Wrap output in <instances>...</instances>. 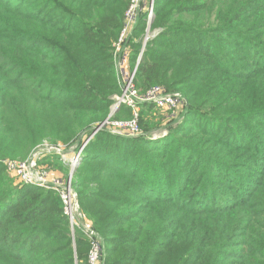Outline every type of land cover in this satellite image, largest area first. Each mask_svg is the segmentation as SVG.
I'll list each match as a JSON object with an SVG mask.
<instances>
[{
    "label": "trees",
    "instance_id": "obj_1",
    "mask_svg": "<svg viewBox=\"0 0 264 264\" xmlns=\"http://www.w3.org/2000/svg\"><path fill=\"white\" fill-rule=\"evenodd\" d=\"M130 4L0 0V264H89L79 218L52 190L14 186L4 161L79 150L105 122ZM145 10L121 50L140 95L183 94V119L142 104L143 135L103 129L85 146L73 189L99 264H264V0H155L149 24ZM148 25L161 32L144 46ZM157 117L170 130L154 143ZM62 154L39 162L67 169Z\"/></svg>",
    "mask_w": 264,
    "mask_h": 264
},
{
    "label": "built area",
    "instance_id": "obj_2",
    "mask_svg": "<svg viewBox=\"0 0 264 264\" xmlns=\"http://www.w3.org/2000/svg\"><path fill=\"white\" fill-rule=\"evenodd\" d=\"M138 3L139 0H132V3L130 4V7L128 9L129 11L127 13V17L129 18V21H132L133 17L135 16V11ZM145 11H147L148 13L147 20L149 24L154 17V4H151L148 8H146ZM130 26L131 23L127 22L122 32L119 43L117 44L116 54L117 52L118 53L120 52L121 44L126 38V35L129 33ZM158 34L159 32L147 36L145 39L144 46H146L148 40L155 38ZM142 54L143 51L141 52L140 57H142ZM125 61H126V57H124L122 64H125ZM117 68L118 65L116 66V69ZM127 72L128 71L126 70L123 73V70H121L122 76L120 80L123 82L122 93L121 95L113 99V104H112L113 107L111 114L116 113L122 107H126L131 110L133 117L128 121L125 120L110 121V119H107L105 122L100 124L99 129L111 128V133L114 135L127 132L125 129H129L127 133L130 137H138L141 135V129L139 127V113L142 104H152L155 105L157 108L167 109L168 113H170L171 116H175V114L183 107L184 100L182 99V97H180L178 94L167 92L166 89L161 86H155L145 94L140 95L134 85V78L136 76L137 67L134 69L132 74ZM88 142L89 141H86V143L83 145V147L79 152H75L73 155H71L70 160L67 159L66 156H63L62 159L68 160V163L70 165H76L78 161L81 160L82 152L84 151V148L88 144ZM43 146L45 145H40L32 153L34 155V158L33 160H31V162L27 160L21 163H16L14 161L8 160V161H4V163L8 171L13 176L21 178L25 184L48 189V190L58 191L61 195L63 204L65 206V213L69 217L72 227H74V225H76V217H77L76 213H78V199L76 198L77 195L72 191L69 184L66 185L67 187H63L66 189V192H60L61 191L60 186H57L56 184L49 181L48 180L49 178L48 179L45 178V176L47 177V175H50L52 173L47 174L46 172L43 175L39 174V170L37 169L38 162L42 160L45 155L50 154L51 150L57 153L59 152L57 149L56 151L55 149L45 150ZM68 163L66 162V164ZM72 193L76 195V197L73 196ZM84 232L87 234V236L92 242V250L89 256V264H99L100 261L99 242L95 238V235L90 227L84 226Z\"/></svg>",
    "mask_w": 264,
    "mask_h": 264
},
{
    "label": "rangeland",
    "instance_id": "obj_3",
    "mask_svg": "<svg viewBox=\"0 0 264 264\" xmlns=\"http://www.w3.org/2000/svg\"><path fill=\"white\" fill-rule=\"evenodd\" d=\"M130 2L132 3V0H130ZM151 4H154L155 5V0H139V3H138V5H137V7H136V11H135V16L133 17V19H132V21H129V18L127 17V13H128V11L129 10H127L126 11V14H125V23H127V22H130L131 23V26H130V29H129V33L126 35V37L131 33V31H132V29L135 27V24H136V17H137V15H138V13L141 11V10H145L146 8H148ZM32 7L34 8V11H37V10H39V8H38V6H37V4L36 3H34V4H32ZM42 13V12H41ZM151 25V24H150ZM126 26V25H125ZM124 30V29H123ZM123 32V31H122ZM160 33L161 32V30L160 29H153V31L151 30V26H149L148 25V28H147V31H146V36H150L151 34H155V33ZM121 35H122V33H121ZM121 37V36H120ZM144 50H145V48H143L142 49V51H143V53H144ZM120 52H121V54H120ZM120 52L118 53V54H115V64H116V66L118 65V68L116 69V72H117V77H118V75H119V78H118V84L120 85V89H121V91L119 92V93H117V94H115V95H113L112 96V101H113V99L115 98V97H117V96H119V95H121V93H122V86H123V82L120 80L121 79V70H123V73H124V71H128L130 74H132L131 72H130V69H129V65H128V60H127V53L126 52H124L123 51V49L122 50H120ZM123 53H125V54H123ZM124 57H126V61H125V64H122L123 62V59H124ZM121 68V69H120ZM127 72V73H128ZM135 79V78H134ZM120 82V83H119ZM134 85H135V83H134ZM173 94H178L180 97H182V99L184 98L183 97V94L180 92V91H178V92H175V93H173ZM184 100V99H183ZM185 102V101H184ZM185 104V103H184ZM112 107H113V105L111 106V108H110V113H109V116H108V118L107 119H110V121H114V120H117V121H120V120H125V121H128V120H130L132 117H131V114L130 113H126V112H124V113H122V114H118L117 112H119V111H117L116 113H114V114H111L112 113ZM160 109V108H159ZM159 113L161 114H158V116L160 117V116H163V115H165V114H169L168 113V110L167 109H160V111H159ZM118 114V119H116L115 117H116V115ZM140 114V113H139ZM177 114V113H176ZM176 114H175V116H176ZM178 114H179V111H178ZM177 114V119L173 122V124L174 125H177V124H179V123H181L182 122V119L183 118H179V116L180 115H178ZM159 117H157L156 118V125L154 126V129H153V131H152V133H150V135H149V137H148V139H150L151 141H153L154 143H159V142H161V141H163L167 136H168V131L170 130V128L168 129L167 127H168V125L166 124V123H163V122H160V120H159ZM106 119V120H107ZM105 120V121H106ZM166 124V125H165ZM173 124H172V127H173ZM100 126V125H99ZM99 126H97L96 127V129H95V132H94V134H92L91 135V137L90 138H88L86 141H89L90 139H92V137L95 135V133H97V132H99V131H101V130H103V129H106L107 131H109L110 133H111V128H103V129H99ZM166 128V129H165ZM140 129H141V135H143V129L140 127ZM127 132L129 131V129H125ZM127 132H124V133H121V134H112V135H114V136H119V137H130L129 135H128V133ZM78 143H79V141L77 142H71V143H69V144H62V143H58V144H52V143H47V142H44L42 145H45V146H43V148L46 150V149H55V151H56V149L59 151L58 153L60 154V153H64V154H62L63 156H70L71 157V155H73L75 152H79L80 150H81V148L79 149V150H77V145H78ZM86 143V142H85ZM84 143V144H85ZM83 144V145H84ZM83 145H82V147H83ZM48 146V147H47ZM43 149V150H44ZM38 152V151H37ZM54 151H52L51 150V153H53ZM82 155H83V152H82ZM62 156V157H63ZM62 157H61V159H62ZM33 158H34V155L33 154H31L29 157H28V161L29 162H31V160H33ZM82 159V158H81ZM26 160V161H27ZM62 161L66 164V162L68 163V160H63L62 159ZM14 162H16V163H21V162H18V161H14ZM22 162H24V161H22ZM78 163H79V161H78ZM77 163V164H78ZM42 163L41 162H39L38 164H37V169L39 170V174H44V173H46L47 172V174H49V173H52V174H50V175H47V177L45 176V178H49L48 180L49 181H51L52 183H54V184H56L57 186H60L61 188V191L60 192H66V189L65 188H63V187H67L66 185L67 184H69L70 185V188L72 189V191L75 193V191H74V189H73V183H74V177H75V172H76V166H77V164L76 165H69L70 167L69 168H67V169H64L63 167H61V166H59L57 163H54V164H49V165H41ZM69 164V163H68ZM74 166V167H73ZM33 169V168H32ZM6 170V172L8 173V175H9V177L11 178V179H13V181H14V186H20V185H23L24 184V182L22 181V179L21 178H19V177H15V176H13L9 171H8V169L6 168L5 169ZM38 170H36V171H38ZM48 190V189H47ZM52 191H54V190H52ZM55 193H57L59 196H60V198H61V195H60V193L58 192V191H54ZM73 194V193H72ZM73 196H75L76 197V195H74L73 194ZM77 198V197H76ZM61 200H62V198H61ZM74 201V200H73ZM80 206H79V204H78V213H76V215H77V218H79L78 219V222H79V225H81L82 227H84V226H88V227H90L91 226V223L88 221V220H86V219H84V217H83V214L81 213V211H80V208H79ZM75 215V216H76ZM75 231H74V229H73V239H75V237H76V235H75ZM98 239H100V237H97ZM96 238V239H97ZM98 242H99V240H97ZM100 243H102V241L100 240Z\"/></svg>",
    "mask_w": 264,
    "mask_h": 264
},
{
    "label": "bare ground",
    "instance_id": "obj_4",
    "mask_svg": "<svg viewBox=\"0 0 264 264\" xmlns=\"http://www.w3.org/2000/svg\"><path fill=\"white\" fill-rule=\"evenodd\" d=\"M67 159H69V160H70V159H71V158H70V156H67Z\"/></svg>",
    "mask_w": 264,
    "mask_h": 264
}]
</instances>
